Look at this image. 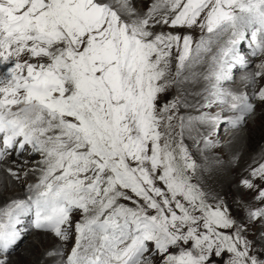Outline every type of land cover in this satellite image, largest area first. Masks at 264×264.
Returning <instances> with one entry per match:
<instances>
[{"label": "snow or ice", "instance_id": "obj_1", "mask_svg": "<svg viewBox=\"0 0 264 264\" xmlns=\"http://www.w3.org/2000/svg\"><path fill=\"white\" fill-rule=\"evenodd\" d=\"M117 3L135 18L124 19L110 0H0V65H13L0 75V134L6 148L22 137L21 149L31 144L45 155L35 227L67 241L73 211L83 214L65 264H152L144 255L148 242L167 254L164 264H209L225 252L231 254L226 264H264L249 254L239 228L235 236L218 231L235 221L192 183L197 166L183 144L184 118L177 140L174 116L165 115L177 104L157 106L170 83L172 49L184 69L193 51L196 57L210 51L212 41L201 40L194 50L190 35L151 31L157 23L216 36L231 31V47L221 49L226 56L235 55L250 29L264 54V0H157L144 17L129 0ZM23 55L37 62L22 61ZM257 75L264 71L251 77L253 87ZM216 79L227 76L221 71ZM219 96L237 113L233 126L253 111L247 94L221 89ZM258 96L264 101V88ZM257 174L264 178V166ZM29 211L24 201L0 210V252L17 243L20 216ZM189 242L191 250L182 247Z\"/></svg>", "mask_w": 264, "mask_h": 264}, {"label": "bare ground", "instance_id": "obj_2", "mask_svg": "<svg viewBox=\"0 0 264 264\" xmlns=\"http://www.w3.org/2000/svg\"><path fill=\"white\" fill-rule=\"evenodd\" d=\"M148 1L149 0H134L132 3L129 2V4L135 10L138 2H141V4L145 6ZM110 2L112 3L114 9L120 11V14L123 16L124 19L135 18V16L129 17L125 15L123 10L120 9L117 0H110ZM151 2L153 5L157 2V0H152ZM148 11L145 10L143 13L135 12V14L140 17H144ZM158 17L159 13L157 14V18ZM169 18H171V15L169 16ZM200 22H202V18L200 21H198V23ZM162 26H164L165 29H167L169 32L175 30V32H177L178 34L180 33V35L183 34L184 36H196L198 33H200L201 39L198 41L197 46L199 45L201 40L208 41L210 39L212 41L210 45L211 50L208 52L202 51L198 57H196V53L194 51L192 53V56L195 57V59L190 58L189 61H186V67L184 69H179L178 59L175 60L171 56V71L166 77V81L171 82L170 87L172 93L177 92L181 96L180 100L173 99V102H176L177 104V108L174 109V112L177 117L175 124L177 126L178 133H180L181 131L180 121L178 118L183 117L184 128L182 138L188 145V148L194 154L196 159L203 162L206 167L210 168L211 166H217L215 168L217 172H215L219 174L220 177H223L224 175H227L226 173L231 172H235L239 175H244L246 173L249 174L250 166L256 161L264 159V119H262V116H264V112L258 111L259 115L257 114V116L259 118L255 120L256 124L251 126L248 125L250 116L251 119L253 116L255 117V113L258 110L256 109V106L263 107L262 103H264V101H261L259 99L258 94L254 93L256 90L259 92L260 89L264 88V76H256L255 87H253V85L250 83V79L254 74L260 73L263 70L254 69L250 72H241L243 68L239 69V74L237 78H235L234 82H236L237 79H240L242 81V87L244 86V93L238 91V88H231L229 82L226 85L228 88L227 93H243L247 94L248 96H252L253 99H255V105L253 107V111L250 114L246 115L244 120L241 121L238 126L239 129L242 124H246L247 131H241L238 133V129H233L234 131L232 135L224 144V146L222 148H216L213 144H210L206 141L205 136L209 135V133H211V131L213 130V127H215V123L211 121V117L209 118L206 113H211V111L216 112V110H219L218 113L213 112L214 117L222 118L227 121L226 118L235 117V111L231 109L228 103H211L212 101L210 102L211 104L209 103V99H212V93L210 90L212 78L210 77V79L209 77H207L206 74L207 71L211 67H213L218 61V58L222 53L221 49L228 48L229 44L227 43V41L231 37V31L225 32L220 36H216L215 34L207 33L206 30L202 31L197 26H193L192 28H172L170 25H163L159 23L152 27L151 31H153L154 33H160V27ZM248 30L251 36V30ZM239 46L242 51L247 52V47L244 44H241ZM254 52H257V54L254 55ZM254 52L249 54V64L251 65V63H253L254 60L257 58L264 64V54H258V50L256 49V43ZM213 57H215V59H213ZM23 58L24 60H27L31 57L23 55L21 59ZM215 66L212 69H214ZM6 67L10 66L5 65L4 68ZM2 69H0V75L4 74V70ZM178 70L180 71L179 76L176 75V72ZM13 110L15 111L16 109ZM184 110H188V112L185 114ZM198 117H205V119L201 121L197 119ZM228 124V122H222L220 131L217 132L218 137L224 134L225 129L227 131H232V128L229 127ZM212 139L215 140V137ZM30 150L31 147L29 145H25V149L24 151H22V153L28 152L27 155H25L26 158L16 157L15 154H11L9 152V155L0 162V210L12 204L13 201H24L25 203H28L30 205L33 204V206L35 207L34 201L39 195L40 191V189H37L35 186L40 183L41 177L43 176L44 171L46 170V165L42 163V161H44L45 159L44 154L40 152L32 154ZM22 153H19L17 155L20 156ZM28 159L35 160L37 162V165H29L28 162L30 161H28ZM15 161H17V163ZM255 164L256 165H254V167L259 166V163ZM20 168L28 169L29 174L26 178H23L21 175H19L18 170ZM27 183H29L27 187L29 189V192L23 193L22 190L26 188ZM16 191L17 193H15ZM7 194H13L11 200L7 198ZM30 197L31 199H29ZM33 199L34 201H32ZM249 203H252L251 200H249ZM75 211L76 210H74L73 212ZM73 215L74 214L72 213L71 216ZM33 218L35 219V211L30 216V219ZM80 218L81 221L79 222H82L83 214L80 215ZM37 230L38 228H36L35 226L32 227L29 233L25 235L22 240H20L13 247V250L15 251L21 248L22 246L16 256V259L13 261L11 260V257H7L4 264H65L68 256H66L62 262H58V256L50 255V253H54L57 250H60L64 253L63 246L65 245L66 247L70 245L72 248H74L77 239V233L75 232V224L72 227V231L69 233V239L67 241L60 240L58 237H55L52 232L44 233L38 232ZM34 232H36L35 235L33 234ZM30 234L35 237L38 243L34 242L32 238H28ZM40 245L45 249L44 251L40 250ZM71 251L72 250H70V253Z\"/></svg>", "mask_w": 264, "mask_h": 264}, {"label": "rangeland", "instance_id": "obj_3", "mask_svg": "<svg viewBox=\"0 0 264 264\" xmlns=\"http://www.w3.org/2000/svg\"><path fill=\"white\" fill-rule=\"evenodd\" d=\"M133 1L134 0H129L130 3H132ZM151 1L152 0L148 1V3L146 4L147 6L146 5L143 6V4H141V2H138L136 9H135L136 10L135 12L143 13L145 10L148 11L152 5ZM160 33H164V34H173L174 33L173 35H180V33L178 34L177 32H175V30L169 32L167 29H165L164 26L160 27ZM180 36L183 37L184 35L182 34ZM248 36H249V39L251 40V42L255 48V42L252 41L250 34ZM191 37H192V41H193L192 47H193V49H195L198 41L201 39L200 33H198L196 36H191ZM181 48H182V42H181ZM178 53L179 52L177 51V49L174 48V49H172L171 56L176 60L178 57ZM21 60L24 61V58ZM27 61L31 62V63L37 62V60L31 59V58L27 59ZM218 61H219V58H218ZM217 62H216V64H217ZM257 64H259V66H260L259 68H261V65H264L257 58L254 60V63H251V65L249 64L247 67L243 68V70H241V72L242 71L243 72H245V71L250 72L254 69L264 71V68L259 69L257 67ZM4 66L5 65H0V69L3 68L2 70H4V73H5L9 67L4 68ZM9 66L11 67L13 65H9ZM213 67H211L207 71L206 75L209 78L211 76V73H209V72H211ZM211 81H212V79H211ZM162 83H165V82H162ZM170 83H168V87L166 88V90L164 92L160 93L161 95L160 94L158 95V101H157L158 108H162L165 105H171L173 103V99H176V100L181 99V96L177 92L172 93ZM226 85H225V91L227 92L228 88ZM230 85H231V88H234V87L236 89L238 88L237 89L238 91L244 93V86L242 87V81L240 79H237L236 82L230 83ZM210 90H211V93H213V81L210 85ZM254 93L258 94L259 92L256 90ZM249 97H250V103H252V105L254 107L255 99H253L252 96H249ZM211 101L213 102V99H209V103ZM262 104H263V107H260V106L257 107L256 106V109H258V110L255 113V117L253 116L251 119V116H250V119L248 122L249 126L256 124L255 120L259 118L257 116V114L259 115L258 111L264 112V103H262ZM187 112H188V110H184L185 114ZM213 112L214 111H211V113L207 112L206 114L208 115L209 118L211 117L210 119H211V121H213L215 123V127H213V130L211 131V133H209V135H207L205 137H206V141L209 142L210 144H213L216 148H222L224 146V144L228 141V139L230 138V136L232 135L234 130L232 129V131H227L225 129L224 134L222 136L218 137L217 132L220 131L221 127L217 126V124L219 122V118H216L213 115L214 113H217V110H216V112H214V113ZM234 114L236 117L237 113L235 112ZM165 115H173L174 116V119L172 121V124L174 125L173 135H175L177 140L181 139V137L178 133L177 126L175 124L177 117H176V114L174 112V109L170 110V112L166 113ZM213 118H216V119H213ZM226 119L228 120L230 118H226ZM262 119H264V116H262ZM228 125H229V127L231 126L230 124H228ZM236 129H238V127ZM241 131H245V132L247 131L246 124H242V126L238 129V133ZM214 137H215V140L212 139ZM183 144L188 149L189 155L191 154L190 156H191L192 160L195 161L196 166H197L194 173H189L190 175H192V183L196 184L206 194L208 203L213 204V205L222 206V209L226 210L228 215L235 221V225H236L235 227L230 228V229H218V231H221L226 235L235 236L237 228H239L241 237L244 240H247L249 243V254L251 256H254L258 261H264V215H261L259 217L252 215V213H254V212H258V211L264 212V198H262L260 195L262 192H264V178H261V176L259 174L253 175V173L256 172L261 166H264V159L260 160L261 162L260 161L255 162L257 164L259 163V166H257V167L256 166L254 167V165H256L255 163L252 164L250 166V173L249 174L246 173L244 175H239L235 172L234 173L231 172V173H226L227 175H224L223 177H220V175L216 173L217 171L215 168L217 166H211L210 168L206 167V165H204L203 162L196 159L194 154L188 148V145L186 144L184 139H183ZM12 153L14 154V151ZM25 155L26 154H22L21 156L16 155V157L26 158ZM28 161H30V162H28ZM28 161L27 162L31 166L37 165V162L33 159L32 160L28 159ZM15 162L17 163V161H15ZM20 166H22V165H20ZM18 172H19V175H21L23 178H26L29 174L28 169L20 168L18 170ZM245 181H247L249 184H253L252 187L249 188L245 184ZM28 184L29 183H27L26 188L22 190L23 193L29 192V189L27 188ZM157 186L164 187L162 182H159V181H157ZM15 193H17V191ZM12 196H13V194H7V198L9 200H11ZM134 199H138V198L134 197ZM249 200H251L252 203H249ZM32 201H34V199ZM120 203H124L128 207H135L136 206V205L132 204L130 201L121 200ZM140 203L143 204V201H140ZM31 205L33 206V204H31ZM177 212L179 214V210H177ZM73 214L74 215L71 216L72 227L74 224L79 223V221H81L80 215L82 213L79 210L78 211L76 210L75 212H73ZM149 214L153 215L155 213H154V211L150 210ZM198 214L199 213H197V215ZM72 227L69 229V233L72 231ZM200 230L204 231V229H202V228ZM37 231L38 232H44V233H50L49 231H44L41 229H38ZM33 234L35 235L36 232H34ZM28 238L29 239L32 238L34 240V242L38 243V241L35 239L34 236H32V234H30ZM148 244H149L148 245L149 251L144 254L145 258L150 259L152 264H164V260L166 259L167 254L160 253L155 248L154 242H148ZM182 247L185 249L191 250L192 249V243L189 242L188 245H182ZM241 247H242V245H241ZM21 248H22V246H21ZM21 248L15 250V251H10L9 253L6 254L7 257H11V260L14 261ZM39 248L42 251L45 250L41 245L39 246ZM63 249H64V255L58 256V259H57L58 262H62L66 256H69L71 254L70 250H72L73 248L70 245H68L67 247L65 245V246H63ZM179 251H180L179 248H170L169 249L170 254H178ZM230 256H231V254L227 253V252L223 253L221 255V257H216L213 254L212 256H210L209 264H226V261L230 258ZM7 257H6V259H7Z\"/></svg>", "mask_w": 264, "mask_h": 264}]
</instances>
